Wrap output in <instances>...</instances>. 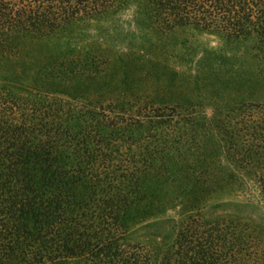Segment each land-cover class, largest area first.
<instances>
[{"label":"trees","instance_id":"16d2710c","mask_svg":"<svg viewBox=\"0 0 264 264\" xmlns=\"http://www.w3.org/2000/svg\"><path fill=\"white\" fill-rule=\"evenodd\" d=\"M125 10L142 44H151L149 34L190 31L220 40H183L200 50L198 66L212 68L196 79L264 76V0H0V264H264V217L247 202L233 204L244 217L190 215L170 247L160 234L154 245L142 241L161 222L155 190L182 176L180 160L197 143L184 108L115 111L58 94L107 73L113 57L82 28ZM228 46H245L246 55L230 56ZM138 48L130 44L123 56L145 60ZM238 59L245 73L220 69ZM230 112L216 123L234 166L254 171L264 195V103Z\"/></svg>","mask_w":264,"mask_h":264},{"label":"rangeland","instance_id":"374dc122","mask_svg":"<svg viewBox=\"0 0 264 264\" xmlns=\"http://www.w3.org/2000/svg\"><path fill=\"white\" fill-rule=\"evenodd\" d=\"M130 12L125 10L101 17L82 28L87 38L102 39L101 46L107 48L113 57L107 73L93 83L76 87L71 93L70 88L59 87L57 90H60L58 94L78 103L98 105L110 102L115 111L145 103L177 105L184 108L182 114L186 118L195 120L194 127H187L188 138L192 137L197 143H191L192 153L180 160L184 167L182 176L177 181L164 180L161 190H155L162 193L161 222L147 227L144 231L147 235L142 241L148 246L154 245L155 235L160 234L166 246L170 247L177 231L184 227L192 214L204 222L228 219L232 213L244 217L246 211L243 207L240 208L243 210H235V203L247 202L251 205L252 216L264 217V195L255 180L254 171L234 166L232 150L226 145L230 141L225 140V129L216 123L217 118H226L227 112L231 116L230 109L236 104L264 103V76L251 81L244 74L212 84L202 78L196 79L193 77L195 73L212 68L198 66L196 59L200 50L187 49L183 40L189 39L191 44L202 42L221 46L220 40L190 31L161 38L149 34L151 44H142L143 35L129 33L134 29ZM130 44H139L136 50L145 60L123 56ZM224 49L235 58L246 55L245 46ZM186 57L190 60L186 61ZM239 61H229L220 69L248 71L247 66ZM251 111L257 123L258 116H262L261 110L253 108Z\"/></svg>","mask_w":264,"mask_h":264}]
</instances>
